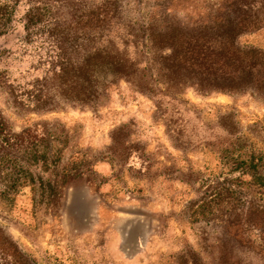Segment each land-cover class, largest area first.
I'll use <instances>...</instances> for the list:
<instances>
[{"label":"rangeland","instance_id":"obj_1","mask_svg":"<svg viewBox=\"0 0 264 264\" xmlns=\"http://www.w3.org/2000/svg\"><path fill=\"white\" fill-rule=\"evenodd\" d=\"M57 1L18 0L14 7L20 18L52 5L60 16L55 31H115L116 50L139 62L146 59L139 55L143 31H220L221 45L264 53V0ZM24 23L0 36V47L17 51ZM45 38L34 36L36 44L15 55L16 81L0 85V113L12 133L45 134L40 149L61 160L48 170L25 163L34 180L17 191L2 192L10 180L0 171V264H264L257 245L264 240L235 236L215 195L230 168L223 149L247 137L264 151L263 96L184 85L173 98L159 91L165 85L139 88L121 76L86 102L55 80L32 104L18 89L56 71L52 60L38 61ZM199 205L215 213L195 219Z\"/></svg>","mask_w":264,"mask_h":264},{"label":"trees","instance_id":"obj_2","mask_svg":"<svg viewBox=\"0 0 264 264\" xmlns=\"http://www.w3.org/2000/svg\"><path fill=\"white\" fill-rule=\"evenodd\" d=\"M17 2L0 0V36L14 33L15 22H22L25 18L24 34L19 36L15 45L17 51L0 47V85L16 81L11 79L10 66L19 50L26 53L29 45L36 44L32 39L34 36L46 35L48 39L45 38L40 45L47 44L48 47L44 55H39L41 60L38 61L52 60L50 66L54 64L56 69L53 78L36 77L26 82L27 87L17 82L20 87L22 85L18 91L27 96L26 100L32 104H39L45 99L43 92L47 91L44 94L47 96L49 89L54 87L50 84H54L55 80L64 85L65 92L77 88L75 98L86 102L103 96L104 86L114 83L121 76L135 81L139 88L151 89L150 84L165 85V89L159 91H169L165 95H173V98L179 96L184 85L197 86L203 91L240 92L252 89L264 98V53L234 44L221 45L220 31H143L144 41L139 55L146 59L139 62L128 59L125 51L116 50L118 45L112 35L115 31H55L60 16L57 10L54 12L52 5L45 3V12H42L44 7H31L18 18V10L14 7ZM41 26L46 31H33ZM95 26L98 30L102 28ZM128 35L140 37L131 32ZM229 36L234 37L232 34ZM37 48H40L39 44ZM71 49L77 55L74 63L69 56ZM54 59H57V64ZM72 72L74 74L71 75ZM238 138L236 145L223 149L225 162L230 168L227 175H220V190L215 193L220 199V218L227 222L235 236L245 239L244 233L249 232L262 241L264 151L258 146H249L247 137ZM48 139L45 134L36 135L31 129L12 133L0 113V171L10 180L2 192L9 191V188L17 191L29 185V178L34 180L26 164L42 163L48 170L52 164L59 163L61 156L50 155L48 150L40 149ZM18 152L22 154L21 162ZM214 213V209L199 205L193 216L204 220ZM259 244V249L264 251V243Z\"/></svg>","mask_w":264,"mask_h":264}]
</instances>
